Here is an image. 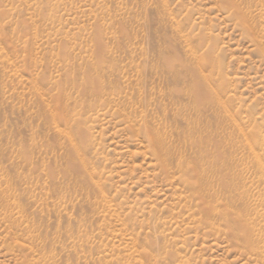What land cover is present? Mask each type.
<instances>
[{"label": "rangeland", "instance_id": "rangeland-1", "mask_svg": "<svg viewBox=\"0 0 264 264\" xmlns=\"http://www.w3.org/2000/svg\"><path fill=\"white\" fill-rule=\"evenodd\" d=\"M249 35L264 0H0V264H264ZM195 56L230 114L161 67Z\"/></svg>", "mask_w": 264, "mask_h": 264}, {"label": "bare ground", "instance_id": "bare-ground-1", "mask_svg": "<svg viewBox=\"0 0 264 264\" xmlns=\"http://www.w3.org/2000/svg\"><path fill=\"white\" fill-rule=\"evenodd\" d=\"M240 19L242 18L240 17ZM243 23L245 27L246 26L245 22ZM245 28L249 32V27L247 26ZM249 36L253 42L254 41L256 42V39L254 38V36L252 35H249ZM256 43H257V51L259 52L261 56L264 57V43L261 41L256 42ZM195 57L196 58H193L194 67L188 68L186 64L185 66H183L180 72L176 71L170 59L168 60L164 59L162 61L161 67L164 69V72H166L169 75V77H171L172 80L175 82L184 84L185 82H187V80H189L190 85L185 90L187 94L189 95V97L192 99V102L194 106L196 107L197 112H200L206 107H209V106L213 107L214 105H217V106H221L225 113L230 114V111L228 110L227 105H226V101L221 100L222 97L218 91L219 87L223 89L224 86H226L225 78L224 80L222 79V83H220L218 87H215L213 79L211 78V72L215 68L210 66L211 69L208 72L204 68L202 59L199 56H195ZM259 133L260 135L258 136H256L255 134L251 137L249 136L248 144L250 146V149H256L258 147L262 148V146H264V144H262V142L260 141L261 137L262 138L264 137V136H261L264 133V131L263 132L260 131ZM150 141L151 143H154V145H157L158 148L164 149L163 142L158 135H155V137L154 136L150 137Z\"/></svg>", "mask_w": 264, "mask_h": 264}]
</instances>
